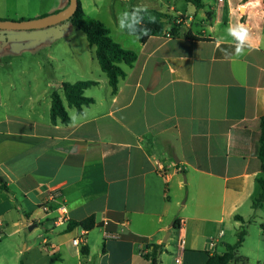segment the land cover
I'll use <instances>...</instances> for the list:
<instances>
[{
    "label": "crops",
    "instance_id": "crops-1",
    "mask_svg": "<svg viewBox=\"0 0 264 264\" xmlns=\"http://www.w3.org/2000/svg\"><path fill=\"white\" fill-rule=\"evenodd\" d=\"M44 2L0 0V20L39 19L69 5L60 0L64 7L46 10ZM203 3L201 9L189 3L192 15L178 12L185 17L178 21L182 36H153L144 44L136 39L132 47L119 43L138 58L124 67L127 76L116 95L93 51L98 66L74 71L77 81L98 83L84 94L95 102L78 113L59 90L68 125L51 122L53 90L70 82L66 75L48 79L46 62L58 61L52 51L31 52L37 74L11 70L14 58L26 59L29 45L0 55V178L8 188L0 186V264H149L143 254L152 245L162 246L159 264H177V258L205 264L244 230L239 256L246 264H264V205L253 208L262 194L261 163L230 150L235 129L257 134L264 116V2ZM155 6L147 9L169 16L177 11ZM237 24L248 28L251 45L239 57L226 55L235 46L227 28ZM189 32L204 40L184 38ZM4 65L10 70L2 74ZM185 176L192 197L181 203L174 193L184 189ZM54 189L62 198L49 202ZM47 202L49 213L41 209ZM62 204L68 221L55 226ZM91 216L102 242L91 239L94 230L71 226ZM104 230L120 239L105 241ZM83 231L85 243L73 245Z\"/></svg>",
    "mask_w": 264,
    "mask_h": 264
},
{
    "label": "trees",
    "instance_id": "trees-1",
    "mask_svg": "<svg viewBox=\"0 0 264 264\" xmlns=\"http://www.w3.org/2000/svg\"><path fill=\"white\" fill-rule=\"evenodd\" d=\"M186 1L194 5L197 9L204 7L203 0ZM152 18L155 19V22H150ZM65 23L71 24L86 35L89 45L95 48L96 58L102 72L108 78L111 93L112 95H116L120 82L127 76V71L124 67L130 68L134 65L138 58L137 53L117 43L111 35L110 28L102 21H88L81 0H79L78 8L72 17L59 24ZM167 24L171 25V29H167ZM142 26L150 30L147 36L139 39L142 44L146 43L153 36H182L180 22L167 13L155 9H147V12L144 13ZM183 37L191 40H204V38L194 36L191 32L184 34ZM96 85L98 83L95 81L63 82L57 85L51 95V122L53 124L61 122L65 125L71 122L70 115L59 94V90L63 91L68 106L75 108L78 113H82L85 107L95 102L94 99L84 95L85 91ZM230 150L235 155L255 156L259 159L263 176L258 179V183L262 188V194L254 201L253 208L257 209L262 207L264 205V116L259 121V131L257 134L247 129L236 128L231 138ZM0 186L3 190L8 191L6 184L1 178ZM238 218L243 219L240 216ZM71 226L81 227L88 232L94 230L96 227H101L97 225L95 216H91L81 222H75ZM246 236L247 232L245 230L240 232L234 245H227V251L222 255L214 254L210 256L205 264H231L232 262L246 264L247 259L239 256V250ZM82 252L87 254L88 248L83 247ZM161 253L162 246L152 245L150 246L149 252L143 254V256L149 264H159Z\"/></svg>",
    "mask_w": 264,
    "mask_h": 264
},
{
    "label": "rangeland",
    "instance_id": "rangeland-1",
    "mask_svg": "<svg viewBox=\"0 0 264 264\" xmlns=\"http://www.w3.org/2000/svg\"><path fill=\"white\" fill-rule=\"evenodd\" d=\"M81 2L86 8L87 20H99L105 23L111 29L113 39L117 43H122L125 47H132L134 40H136L135 38L127 35L126 32L119 29L117 17L118 14L125 9L131 10L137 5L151 8L156 7L155 5H157V2H160L163 6H159L158 8L162 7L164 10H167V7L176 6L177 11H171L170 15L178 21L180 19L185 21V17L183 16L192 15L190 10L192 6L186 0H81ZM59 5H62L60 0H45L44 2L46 10L55 8ZM178 12H181L184 15L180 17ZM50 15L52 14H49V16ZM13 17L15 18V16ZM25 20L29 21L36 19L25 18ZM166 26L168 30L171 29L170 24H167ZM125 38H130V41L126 42ZM57 40H60V42H57ZM66 40H72V44L66 47L64 43ZM22 44L29 45V48H26L25 51L26 59L21 58L22 60H18L14 58L15 60L12 63L13 67L11 70L15 73L27 69L29 73L37 74V64L31 61V52H39L41 55H46L49 51H52L53 55L57 57L58 61H55L54 63L46 62V75L48 79L52 81L60 79L62 75H66L67 80L70 82L77 81L79 78H76L77 76L74 69L88 67L92 70L94 66H98L96 64V59L95 62L92 61L93 51L95 52V48L89 45L86 35L82 31L69 23L56 24L47 28L36 30H0L1 56L5 57V55H7V49L12 50L17 45ZM7 70H10L8 65H4L1 69L2 74H5ZM98 70L102 72L101 69ZM91 77H96V73L94 72ZM15 81L17 83L20 82L19 79H16ZM61 93L63 95V91H61ZM186 180L187 177L185 176L184 189L180 192L174 193L177 199V195L180 196L181 194V203H184L187 198L191 199L192 197V189L187 184ZM263 214L264 213H261V215ZM261 215L257 216L258 220L261 218ZM254 226L256 225L254 224ZM101 236L102 231L100 229L91 232L92 240L101 241Z\"/></svg>",
    "mask_w": 264,
    "mask_h": 264
},
{
    "label": "clouds",
    "instance_id": "clouds-1",
    "mask_svg": "<svg viewBox=\"0 0 264 264\" xmlns=\"http://www.w3.org/2000/svg\"><path fill=\"white\" fill-rule=\"evenodd\" d=\"M147 12V8L144 6H134L131 10L125 9L118 14L117 22L119 29L126 32L130 37L137 40L147 36L150 30L143 27L144 13ZM150 22H155L152 18ZM227 34L235 42L234 53H226V55H235L237 57L246 54V48L251 47L249 30L245 25H229L227 28Z\"/></svg>",
    "mask_w": 264,
    "mask_h": 264
},
{
    "label": "water",
    "instance_id": "water-1",
    "mask_svg": "<svg viewBox=\"0 0 264 264\" xmlns=\"http://www.w3.org/2000/svg\"><path fill=\"white\" fill-rule=\"evenodd\" d=\"M78 5L79 0H69V5L64 10L36 20H0V30H36L47 28L62 23L71 18L72 15L76 12ZM23 222L24 225L27 226V221L25 218H23ZM35 227L36 224H33L32 226H29V229L33 230ZM170 234V232L167 234L164 239V243L167 242L168 238L170 237Z\"/></svg>",
    "mask_w": 264,
    "mask_h": 264
},
{
    "label": "built area",
    "instance_id": "built-area-1",
    "mask_svg": "<svg viewBox=\"0 0 264 264\" xmlns=\"http://www.w3.org/2000/svg\"><path fill=\"white\" fill-rule=\"evenodd\" d=\"M220 1H223V0H220ZM62 198V193L60 192V190L58 189H54V190H51L50 193H49V202H55V201H58ZM49 202L45 203V204H42L41 205V209L45 212V213H49L51 212V205L49 204ZM60 214L55 217L54 219V225L55 226H59L61 224H64L68 221V216H67V213H68V210H67V206L65 204H62L59 208H58ZM105 224H107V222H105ZM104 228V226H103ZM85 231H83L78 237H76L74 240H73V245L75 246H82L84 243H85ZM117 239H120V233L118 232H110L108 230H104V240L105 241H108V240H117ZM48 242H46L47 244ZM213 244V242H212ZM185 240L182 239L180 241V252L181 253H184L185 252ZM177 264H182V261L180 258H177L176 260Z\"/></svg>",
    "mask_w": 264,
    "mask_h": 264
}]
</instances>
